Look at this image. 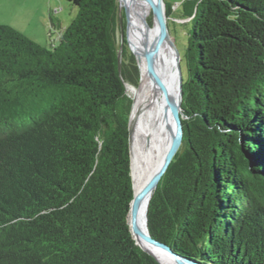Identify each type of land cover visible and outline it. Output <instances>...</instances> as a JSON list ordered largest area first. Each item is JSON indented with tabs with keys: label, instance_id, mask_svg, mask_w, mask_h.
Segmentation results:
<instances>
[{
	"label": "trees",
	"instance_id": "1",
	"mask_svg": "<svg viewBox=\"0 0 264 264\" xmlns=\"http://www.w3.org/2000/svg\"><path fill=\"white\" fill-rule=\"evenodd\" d=\"M67 2L76 16L49 50L0 25V264H159L127 224L140 94L125 18L118 0ZM182 6L183 138L148 231L195 263L264 264V0Z\"/></svg>",
	"mask_w": 264,
	"mask_h": 264
},
{
	"label": "bare ground",
	"instance_id": "2",
	"mask_svg": "<svg viewBox=\"0 0 264 264\" xmlns=\"http://www.w3.org/2000/svg\"><path fill=\"white\" fill-rule=\"evenodd\" d=\"M150 1L153 2V0ZM122 2L123 0H119L120 8H122ZM125 5L126 7L124 8H126L128 15L127 35L129 31L130 36L139 39L142 43L141 48L144 55L140 52L141 55L138 53V58L141 59V56H145L146 53L149 59H152L154 46L158 38V25L153 13V26H149L146 22V15L151 9L150 4L147 0H127ZM147 72L148 65L144 62L143 91L138 97H136V99H134L136 103V111H134V108L132 107L131 114L133 125L131 143L132 177L133 187L136 194L142 190L149 178L162 165L174 134V124L171 112L166 106L163 98V96L166 97L167 101L171 104H177L179 98L177 77L168 43L164 42L161 47L157 59L153 83L149 79ZM140 84L141 77L139 76V85ZM165 130L167 131L166 136L168 138V146L165 155L163 156V154H161L159 166L154 167L146 177V147L148 143H150L152 147L156 144L155 148L158 149V153L160 154V143H162L163 136L160 138V143L157 138L159 134L165 133ZM147 201L148 198H145L139 207L138 226L140 230H145L146 228L145 216ZM134 238L141 248L154 255L161 264H176L168 255L150 244L148 241L142 239V237L135 234Z\"/></svg>",
	"mask_w": 264,
	"mask_h": 264
},
{
	"label": "rangeland",
	"instance_id": "3",
	"mask_svg": "<svg viewBox=\"0 0 264 264\" xmlns=\"http://www.w3.org/2000/svg\"><path fill=\"white\" fill-rule=\"evenodd\" d=\"M126 1L122 2L123 8L126 7L125 5ZM163 1L165 4H167L170 7V13L168 15V20H167L168 31L180 55L181 72H182L183 80H185L186 69L184 64V54L187 45L188 32L191 29V25L188 24V20L184 19V15H183L182 3L185 0H163ZM48 7H51V13L49 12ZM54 11H56V13H54ZM76 12L77 9L71 6L67 2V0H0V25L10 26L15 30H17L19 33H21V31L19 30L24 29L22 24L32 23V25L37 26L38 30L41 31L38 32L40 33V36L38 35V38L43 37V39H45L43 41H46L45 44L43 45L39 44V45L49 50L51 48L50 47L51 41L55 40L56 41L55 44H53V42L52 44L56 46L58 44L57 42L58 37L60 36V34L58 33L59 31H53L50 28V23H49L50 16L59 23L60 32L63 33L65 29L70 25L74 17L76 16ZM40 15H44L45 18V20H43L42 22L39 19ZM145 19L146 22H148L149 26L152 27L153 17H152L151 9L149 13L146 15ZM43 25L45 26V28L43 27ZM48 28L50 30L49 35H51V37L47 36V31H49ZM21 34L27 37L25 34L23 33ZM33 37H37V36H33ZM128 38L130 41L131 50L133 51L134 55L138 57V53L142 52L141 41L137 38H133L132 36H130L129 31H128ZM128 38H127V42H128ZM139 48L141 51L139 50ZM142 54L144 55V52H142ZM147 60L148 59H146L145 56H141V59L138 58L139 76L141 77V84L139 85L138 83L139 94H141L143 91L144 62L147 63ZM129 87L130 86L126 87V93L132 100V95L131 92L129 91ZM160 135L161 134L158 135V138L160 137ZM155 145L152 147L150 143H148L145 152L146 151L149 152L155 149Z\"/></svg>",
	"mask_w": 264,
	"mask_h": 264
},
{
	"label": "water",
	"instance_id": "4",
	"mask_svg": "<svg viewBox=\"0 0 264 264\" xmlns=\"http://www.w3.org/2000/svg\"><path fill=\"white\" fill-rule=\"evenodd\" d=\"M147 2L150 4L152 13L154 18H156L157 25H158V38L154 46L153 54H152V59H149L147 54L145 53V57L147 60V65H148V72L147 75L151 82L153 83L154 81V76L156 72V64H157V59L161 50V47L164 42L168 43V46L171 51L172 55V61H173V66L175 69L176 77H177V90H178V103L177 104H171L169 101H167V98L163 96L164 101L166 106L169 108L174 124V134L171 139V143L169 146V149L167 151L166 157L160 166V168L154 172V174L149 178V180L146 182L142 190L136 194L134 191L133 187V177H132V187H133V199L131 200L130 206H129V211H128V216H127V224L129 227V232L132 236V239L134 240L135 244L145 253L148 255L152 256L159 264H161L154 255L151 253L147 252L143 248H141L135 241V234L142 237V239L148 241L150 244L154 245L157 247L159 250H161L163 253L168 255L171 259L174 260L176 264H200V263H195L192 261H189L173 251H171L167 246L162 244L161 242L157 241L155 238H153L149 231H148V226H147V208L149 201L152 197V194L154 193L155 189L157 188L161 178L163 175L166 173L167 169L169 168L170 164L174 160L179 147L182 143V138H183V128H182V101H183V91H182V86H183V77H182V72H181V66H180V55L173 43L172 38L170 37L169 31H168V26H167V20L168 17L166 15V8H165V3L163 0H153L151 2L150 0H147ZM119 3V0H118ZM118 13H119V21L120 25L122 23L121 20V13L122 10L120 8V5L118 7ZM123 16L125 18L126 22V33L125 36H127V26H128V15L126 8H123ZM123 39V30L121 28V40ZM127 40V38H126ZM128 44V42H127ZM132 52V51H131ZM133 54V53H132ZM134 55V54H133ZM135 57V55H134ZM136 63L137 59L135 57ZM138 67V64H137ZM132 107H133V102H132ZM132 109L129 117V124H128V130H129V153H130V160H131V175H132V152H131V143H132V135H133V125H132ZM245 158L247 156L245 155ZM249 176L254 179V175L247 170ZM145 198H148L147 201V208H146V216H145V224L146 228L145 230H140L138 226V213H139V207L143 200Z\"/></svg>",
	"mask_w": 264,
	"mask_h": 264
},
{
	"label": "crops",
	"instance_id": "5",
	"mask_svg": "<svg viewBox=\"0 0 264 264\" xmlns=\"http://www.w3.org/2000/svg\"><path fill=\"white\" fill-rule=\"evenodd\" d=\"M48 10L51 13V7H48ZM54 13H56V11H54ZM39 19H40L41 22L43 20H45L44 15H40ZM22 26L24 27V29L19 30V31H21V33L25 34L29 39H31L32 41H34V42H36L38 44H42V45L45 44L46 41H43V40H45V39H43V37H41V38L39 37L38 38V35L40 36V33H38V32H41V31L38 30L37 26L32 25V23L22 24ZM43 27L45 28L44 25H43ZM48 30H49V28H48ZM49 33H50V30L47 31V36H49ZM58 33L60 35L62 34V32H60V30H59ZM33 36H37V37H33ZM59 39H60V36L58 37L57 42H59ZM52 42H53V44H55L56 41L52 40L51 44H52Z\"/></svg>",
	"mask_w": 264,
	"mask_h": 264
}]
</instances>
